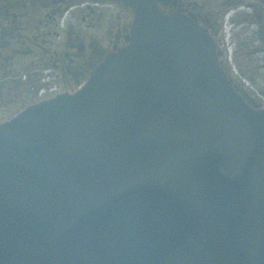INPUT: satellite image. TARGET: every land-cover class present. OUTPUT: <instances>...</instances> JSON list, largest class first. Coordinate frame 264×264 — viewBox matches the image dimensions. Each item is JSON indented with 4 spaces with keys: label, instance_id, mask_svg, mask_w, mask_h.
Here are the masks:
<instances>
[{
    "label": "water",
    "instance_id": "1",
    "mask_svg": "<svg viewBox=\"0 0 264 264\" xmlns=\"http://www.w3.org/2000/svg\"><path fill=\"white\" fill-rule=\"evenodd\" d=\"M124 1L128 44L0 126V264H264V107L204 29Z\"/></svg>",
    "mask_w": 264,
    "mask_h": 264
},
{
    "label": "flooded vegetation",
    "instance_id": "2",
    "mask_svg": "<svg viewBox=\"0 0 264 264\" xmlns=\"http://www.w3.org/2000/svg\"><path fill=\"white\" fill-rule=\"evenodd\" d=\"M155 1L161 11L184 13L210 30L232 8L258 26L264 51V10L256 4L222 0L210 13L198 0ZM132 17L120 0H0V125L78 90L108 53L127 43Z\"/></svg>",
    "mask_w": 264,
    "mask_h": 264
},
{
    "label": "rangeland",
    "instance_id": "3",
    "mask_svg": "<svg viewBox=\"0 0 264 264\" xmlns=\"http://www.w3.org/2000/svg\"><path fill=\"white\" fill-rule=\"evenodd\" d=\"M189 1V0H186ZM203 3L204 9H207L210 13L217 12L221 6L222 0H198ZM221 10V9H220ZM223 13L216 22L219 24L212 30V35L217 42V52H221L220 64L223 70L228 74L235 88L243 95V97L249 102H262L264 99V76L262 77V70H260V76L255 74V71L259 65L258 59L261 57L256 51L261 37L256 36V26L252 24L241 23L240 26H234L230 28L229 24L223 26ZM255 40V42H254ZM262 39H260L261 41ZM254 42L256 50L251 43ZM228 50L230 53H228ZM245 79L248 82L245 84ZM250 85L254 88H250ZM246 87V89H244Z\"/></svg>",
    "mask_w": 264,
    "mask_h": 264
}]
</instances>
